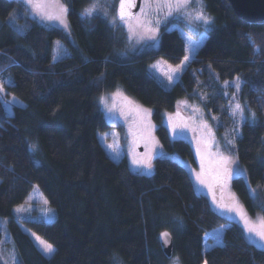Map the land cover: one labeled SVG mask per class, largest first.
Wrapping results in <instances>:
<instances>
[{"label": "trees", "instance_id": "1", "mask_svg": "<svg viewBox=\"0 0 264 264\" xmlns=\"http://www.w3.org/2000/svg\"><path fill=\"white\" fill-rule=\"evenodd\" d=\"M64 1L70 32L27 15L19 0H0V81H13L4 85L24 103L9 114L0 99V216L9 218L24 263L113 264L116 256L120 264H170L173 258L180 264H264V248L194 190L185 165L157 156L152 174L135 172L125 157L109 156L98 136L111 127L99 96L122 89L153 109L162 147L196 164L191 143L170 137L163 112L182 97L198 99L217 117L212 120L223 137L232 128L223 81L239 76L241 98L256 119L242 122L235 148L248 179L236 176L232 186L251 213L264 214V23L240 18L229 0H204L213 25L181 79L166 88L152 63L183 60L186 40L179 30L163 26L157 47L132 51L125 32L110 22L117 0L101 4L107 16L91 18L80 13L93 0ZM248 33L261 47L258 54ZM57 41L66 54L53 60ZM34 184L56 216L23 222L55 247L52 256L16 219L15 207ZM222 226V241L205 249L206 235ZM165 230L173 238L171 256L160 242Z\"/></svg>", "mask_w": 264, "mask_h": 264}, {"label": "rangeland", "instance_id": "2", "mask_svg": "<svg viewBox=\"0 0 264 264\" xmlns=\"http://www.w3.org/2000/svg\"><path fill=\"white\" fill-rule=\"evenodd\" d=\"M22 2L24 6V11L27 15L37 19L40 23L47 27H60L59 25H49L47 22L40 21L37 17L34 16L32 13V9L29 5L24 3V0H19ZM106 0H99L100 5ZM110 4H113L116 0H108ZM61 3L67 6L64 0H61ZM93 3V2H92ZM205 5V1L203 0ZM118 4L119 0H117L116 9L110 14V22L113 25L119 26V28L125 32L126 34V44L132 51L141 52L143 50H147L153 47H157L159 45L160 40V30L163 26H166L170 29H177L181 32L183 37L186 40V50L187 54H189V49L192 47L193 42L200 40L201 34L206 32V26L195 22L192 20V16H186L183 12L176 13L173 12L172 15H167L168 9L164 7L161 10H158L155 3H152L151 6L146 2V0H142V5L137 13V15L132 19H127L126 22H120L118 20ZM68 7V6H67ZM194 7V6H193ZM205 11L208 16H210L213 20V16L208 12L205 5ZM68 14V13H67ZM66 14V24L67 29L63 28L66 32H70V25ZM114 18L116 22L113 23ZM146 19H150L153 21V27H158L157 39L155 41L150 42H137L136 39L133 37L130 39L129 37L132 36V33L129 32V25L135 27L138 21H144ZM159 20V25L155 24V21ZM191 21V22H190ZM213 25V24H212ZM211 25V27H212ZM208 31L206 32V36L208 35ZM205 41V40H204ZM203 41V42H204ZM202 45V44H201ZM200 45V46H201ZM198 49H196L195 53L192 55V59L196 55ZM191 59V60H192ZM190 60V61H191ZM190 61L184 68V70L188 67ZM179 63H172L168 61L165 57H159L152 63L156 65L153 70L155 71L158 80L166 87L172 88L173 85L181 79L182 73L179 74V79L176 80L173 84L168 85L165 79L164 74L170 72L171 68H175ZM183 70V71H184ZM10 79L6 78L0 82H8ZM233 79H226L223 81V85L226 88V93L228 96V102L232 105L236 103H240L245 108V115L249 117L251 121L250 113L254 112V110L250 107L247 100L241 98V89L237 90L231 84L226 85L225 81H233ZM236 92V96L233 97L232 93ZM104 96L106 99V105L108 108H113V113H108L104 105L99 103V98ZM15 98V100H13ZM98 98V103L103 111L107 122L111 125L110 128L104 131H100L98 133L99 139L103 144L107 154L116 160H120L122 158H126L130 168L139 173L144 174H152L155 169L154 159L157 156H168L172 157L175 160L179 161L183 165H185L192 176V171L194 170L197 173H203L204 179L206 180V185H199L196 183L194 176H192L193 183L196 189H199L197 192L205 194L211 204L212 207L222 214L226 216L230 220L236 221L239 223L243 229V221L240 217L236 214V212H229L226 208L220 207V205H228L233 206L238 204L240 206V210L246 215L248 220L257 228L260 226V222L264 220V214L261 211H257L256 213H251L244 205L242 200L239 198L235 190L232 186V180L236 176H243L248 179L247 169L244 165H242L237 157L235 148L237 146V138L241 135V125L243 121L239 120V117H233L231 108L230 113L232 116V128L224 134V136H220L218 133V129L215 126L213 120L211 119V115L208 114L206 109L204 108L202 102L198 99H190L188 97H182L178 99L176 107L174 110H166L163 112V122L168 128L169 135L172 137V133L169 128V117H171V124L172 125H183L187 124L188 127L184 128L183 133L176 138H181L189 141L193 147L196 164L191 163L190 161L181 157L178 153H171L164 149L160 143V140L157 135V123L153 118V109L143 103H141L137 98L133 97L132 95L128 94L122 89H118L116 91H106L103 92ZM127 98V99H126ZM0 99L3 102L7 112L9 114L13 113L14 107L16 105H24V103L13 93L9 92V89L4 85V92L0 93ZM129 101L132 103L130 104ZM7 102V104L5 103ZM186 102V103H185ZM138 106L141 109L151 110V115L147 117V123L151 125L150 128H145L140 125L137 113L135 112V108ZM123 113V114H121ZM178 113V115H177ZM255 113V112H254ZM142 115V113H141ZM207 121L208 126L211 132V137L208 135V130L202 128L201 122ZM237 128L238 133L234 132L233 129ZM227 128L225 129V131ZM107 133V136L104 139H101L103 134ZM211 139L215 142V147L211 149L212 153L215 154L217 148L220 152L224 155L232 156L234 160L237 161V164L240 169L243 170V175H234L232 179L227 184H218L214 178V168L216 167L215 157L206 156L203 163V168H201L200 164V157L197 155V146L198 141ZM227 141H233L234 150L230 148ZM147 144V147H146ZM35 149L37 147L36 144ZM109 145H114L115 151L112 148H109ZM155 146V154L152 155V169L151 171H141L138 169L133 163V157H142L145 155L146 152H149ZM34 149V150H35ZM119 153V155H117ZM162 153L163 155H160ZM250 184V182H249ZM250 189L252 194L254 195V191L252 186L250 185ZM213 195L215 196V201L213 200ZM45 200L47 198L41 191L38 184H34V187L30 194L28 195L27 200L19 205H23L25 211L22 212H15L16 219L18 220L21 227L30 234L33 238L35 243L37 244L38 248L42 251L41 241L48 242L43 237L35 233L33 230L28 228L23 220L24 219H45L50 220L54 219L56 216V210L49 206V202L47 200V204H45ZM17 205V206H19ZM16 206V207H17ZM15 207V208H16ZM51 209V212L46 213L44 209ZM9 218L5 216H0V230L2 231V238L0 240V264H25L24 261L19 256L18 250L16 248L15 242L11 235L9 226H8ZM224 226L217 228L215 230L210 231L206 235L205 241V249L212 247L216 243H220L222 241ZM245 231V229H244ZM246 238L254 243L257 246L264 245V241H261L255 233H248L245 231ZM51 244V243H50ZM55 248V247H54ZM264 248V247H263ZM43 252V251H42ZM44 253V252H43ZM45 254V253H44ZM52 254H45L46 256H52ZM180 264L177 258H173L170 264ZM204 264V263H203Z\"/></svg>", "mask_w": 264, "mask_h": 264}, {"label": "snow or ice", "instance_id": "3", "mask_svg": "<svg viewBox=\"0 0 264 264\" xmlns=\"http://www.w3.org/2000/svg\"><path fill=\"white\" fill-rule=\"evenodd\" d=\"M146 2L149 4V6H151L152 3H155L158 10L167 7L168 9L167 15L169 16L172 15L174 11L176 13L183 12L184 15L186 16L190 15L192 16L193 21L206 26V32L207 30H210L211 25L213 24L212 18L206 14L203 0H146ZM24 3L31 7L32 13L40 21L47 22V24L49 25H59L67 29L65 17L69 11V8L64 4H62L61 0H24ZM130 6H131L130 0H120L119 12H118V20L120 22H126L129 13H127L125 9L126 7H130ZM80 15L82 18H91V17H99L100 15L107 16V12H105L104 9L101 7L99 0H93V3L89 7L85 8L80 13ZM10 18L13 21L15 19V17L12 16L11 14H10ZM116 19L117 18H114L113 23L116 22ZM159 23H160L159 20L155 21L156 25H159ZM152 25H153V21H151L150 19H146L144 21H138L135 27L129 25V32L132 33V36H130L129 38L132 39L134 37L138 43L142 41L145 43L150 41H155L157 39L158 27H153ZM206 32L201 34L200 40L193 42L192 47H190L189 49V54L184 56L183 60L181 61V64L175 68H171L170 72L164 74L168 85L173 84L176 80L179 79V74L183 72L188 62L192 59V55L195 53L196 49H198L200 45L203 43V41L207 38ZM245 35L247 40L251 44L254 53L258 54L261 51V47L259 44H257L256 39L250 33ZM56 44H57V48L55 50V55L53 56V60L61 58L63 55L66 54V50H64L60 46V42L57 41ZM152 67L155 68L156 65H153ZM101 77H103V74H101ZM7 83L9 84V86H12L13 81L9 80ZM224 83L226 85L231 84L237 90H240L243 84L239 76L235 77L234 80L231 82L225 81ZM3 92H4V83L0 82V93ZM225 95H227V93H225ZM232 96L235 97L236 92H233ZM13 100H15V98H13ZM5 103L7 104V102ZM99 103L105 106L106 111L108 113H113L114 109L107 107L106 99L104 96H101L99 98ZM129 103L131 104L132 102L129 101ZM229 106L231 108V112L234 118L238 116L240 121L248 122L249 117L245 115V108L240 103H236L232 105L230 102ZM135 112L137 113L140 125L145 128H150L151 125L147 123V117L151 115V110L141 109L138 106H136ZM250 117H251V121L254 122L256 119V114L254 112H251ZM211 119L216 120L217 117L212 116ZM200 126L204 129H207L208 135L209 137H211V132L208 126V122L202 121ZM187 127H188L187 124L172 125L171 117H169V128L172 133L173 139H175L177 136H180L183 133L184 128ZM233 131L238 133L237 128H234ZM105 136H107V133L103 134V136H101V139H104ZM197 143L198 146L196 151H197V155L200 157L201 168H203L205 157L206 156L212 157L214 155L216 167L214 168L213 171L215 174L214 178L218 184H227L234 175H243V170L239 168L237 161L234 160L232 156L224 155L222 152L218 150V148L215 154L212 153L211 149L215 147L214 140L207 139V140L198 141ZM227 143L230 146V148L234 150L233 141H227ZM108 147L112 148L113 151H115L114 145H109ZM30 149L34 150L35 145H31ZM153 154H155V146L152 149H150L149 152H146L145 155L142 157L137 158L134 156L132 163L141 171L147 170L150 172L152 169L151 160ZM117 155H119V153H117ZM160 155L163 154L160 153ZM192 176H194L197 184L206 185V180L204 179V174L202 172L197 173L193 170ZM194 190L198 191L199 189H196L194 186ZM213 200L215 201L214 195H213ZM47 203H48L47 200H45V204ZM220 207L226 208L227 211L229 212H236V214L243 221L245 231L248 233H255V235L258 236L261 241H264V220L260 222V226L259 228H257L248 220L246 215L240 210V206L238 204H235L233 206L220 205ZM14 211L19 213L25 211V208L23 205H19L14 209ZM44 211L48 213L51 212L52 210L46 208L44 209ZM162 235L164 237H167L169 234L163 233ZM41 245H42V251L45 254L50 255L55 252V248L52 244L41 241ZM261 247H264V245H261ZM113 264H120L118 257L116 256L113 257ZM174 264H176V262H174ZM204 264H207L206 260L204 261Z\"/></svg>", "mask_w": 264, "mask_h": 264}, {"label": "water", "instance_id": "4", "mask_svg": "<svg viewBox=\"0 0 264 264\" xmlns=\"http://www.w3.org/2000/svg\"><path fill=\"white\" fill-rule=\"evenodd\" d=\"M232 4V7L235 13L242 19L251 22V23H264V0H229ZM130 7H126V12L129 13L127 19L134 18L139 12L142 0H130ZM118 4V12H119ZM168 233L167 237H164L162 234ZM161 245L167 254L171 256L173 252V238L171 233L168 230L163 231L160 234Z\"/></svg>", "mask_w": 264, "mask_h": 264}, {"label": "crops", "instance_id": "5", "mask_svg": "<svg viewBox=\"0 0 264 264\" xmlns=\"http://www.w3.org/2000/svg\"><path fill=\"white\" fill-rule=\"evenodd\" d=\"M28 198V197H27ZM27 200V199H26Z\"/></svg>", "mask_w": 264, "mask_h": 264}]
</instances>
